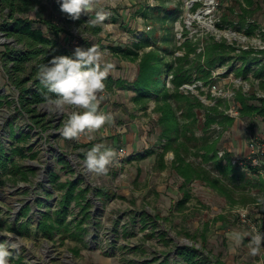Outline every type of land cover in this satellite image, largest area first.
<instances>
[{"label": "rangeland", "instance_id": "1", "mask_svg": "<svg viewBox=\"0 0 264 264\" xmlns=\"http://www.w3.org/2000/svg\"><path fill=\"white\" fill-rule=\"evenodd\" d=\"M236 1L243 0H171L167 7L174 13V22L167 24L172 36L169 46L174 51L172 57L183 54L177 47L184 43H189L194 50L187 58L191 65L185 68L189 69L190 83L177 90L185 100L168 102L171 116L179 128H187L189 140L181 134L176 137L173 149H167L168 139L163 136L167 126L162 120L164 106L162 113L155 112L152 100L137 104L132 101V89L117 86L110 93L104 92L99 104L101 112L113 115L114 123L78 140L54 138L62 151L35 139L24 148L25 158H13L27 176L25 180L15 176L0 178V243L11 246L9 264H187L181 251L189 249L202 257L204 264H261L264 261V254L249 255L251 235L264 233V218L257 211V203L250 202L264 196L257 186L258 177L264 180V172L259 175L245 172L246 179L254 186L239 180L228 183L212 164L204 162L206 154L202 148L207 140L216 142L217 156L221 158L228 153L230 161H241L235 167L244 170L243 164L253 156L248 154L246 143L250 138H264V118H241L239 105L233 100L235 92L257 97L258 79L253 71L258 64L252 62L249 72L236 75L242 65L237 57L240 49L264 48L252 40L259 37L264 41V0H253L258 8L243 20L237 17L242 12ZM54 3L57 0H43L38 10L29 15L36 25L52 24ZM147 5H157L156 0H103L105 19L96 24L101 32L91 38L82 37L80 44L100 49L129 46L136 35L142 37L144 31L156 27L145 23L138 14ZM88 16L95 19V13ZM64 18L60 27L66 33L72 25L85 31V24ZM252 22L257 28L247 35V25ZM222 39L235 51L225 58L223 66L209 70L208 79L198 80L197 70H207L202 54L205 45ZM200 54L201 57H196ZM250 57L264 61V54L254 53ZM105 59L115 65L109 74L114 81L126 82L125 85L133 81L137 62L115 56ZM2 78L0 63V90L3 89L0 144L8 154L11 146L6 142V131L13 138L14 132L27 120L13 106L11 90L5 88ZM166 85L171 87L168 79ZM170 89V93L174 92ZM197 102L203 107L218 103V111L232 118V123L222 120L223 125L214 122L206 126L207 112L198 108ZM113 126H121L124 131L118 133ZM191 133L199 140H193ZM97 143L124 149L127 155L117 166H110L106 175L92 174L89 185L83 181L87 174L82 169V161L87 150ZM69 155L74 156L71 160L76 161L75 165L67 160ZM260 157L264 160V155ZM250 167L258 169L259 166ZM53 175L58 177L52 180ZM200 175L221 180L229 190L224 195L213 190L204 179H199ZM70 183H74V190L67 198ZM243 210L247 216L245 222L239 216ZM57 215H60L59 221ZM46 227L50 229L48 234ZM234 232L241 233L239 242L230 238Z\"/></svg>", "mask_w": 264, "mask_h": 264}, {"label": "trees", "instance_id": "2", "mask_svg": "<svg viewBox=\"0 0 264 264\" xmlns=\"http://www.w3.org/2000/svg\"><path fill=\"white\" fill-rule=\"evenodd\" d=\"M42 1L43 0H1V6L9 10L10 19L4 20L0 24V29L7 37H11L17 44L21 45V48L16 49L5 46L4 50L0 52V63L6 72L9 84L17 91L20 112L28 114L34 121L36 115L34 114L33 106L44 103L43 95L47 92V89L40 84L36 77L38 66L47 63L48 60L54 56H71L73 54L72 51L60 45L56 39V36L61 31H65L63 27H56L51 23L36 25L37 22L28 17H13L14 14L22 15L36 11ZM235 3H237L240 12H242V14L237 16L240 20H243L246 15H253L254 11L258 8L257 2L253 0L236 1ZM156 4L157 5L154 6L147 5L140 8L138 11L139 16L145 23L149 22L156 27L151 28L148 32L144 31L142 37H137L138 35H136V40L129 46L107 47L110 49L112 55L118 59L137 62V73L129 85H125L127 83H123V81H114L109 75L105 81V92L110 93L117 86L121 88L127 87L133 91V102L143 104L152 100L155 104L153 110L159 113L163 112L164 106L166 110H164L165 115L162 120L167 123V126L165 127L163 136L168 139L167 149H173L176 143V137L182 134L185 139L189 140V138L186 133L187 128H185V130L179 128L177 121L171 116L169 111V106L171 105L168 102L171 100L172 103H177L180 99L185 100V98L177 94V90L178 87L190 83L191 77L189 75V69L185 68L191 65V62L188 61L187 58L194 50L190 49L189 43H184L177 47V49L183 50V54L179 57H172L174 51L169 48L172 36L168 33L169 28L167 26V24H172L174 22V13L167 8L168 5L171 4V0H156ZM242 4H244V6ZM52 8L60 11L58 3L52 4ZM230 12L233 13V10ZM90 20L92 19H89L88 15L81 16L79 20H76V23L85 24V31L94 36L98 35L101 32V27L99 25H91L89 23ZM71 21L72 20L68 22ZM42 26H45V31L42 30ZM247 26V35L252 34L257 28L254 22L248 23ZM234 51L235 48L232 45H225L224 39L220 42L211 41L209 44L205 45L202 54L205 56L207 70L206 72L201 71V69L197 70V79H208L210 77L209 70L213 69L215 66H223L225 58ZM239 52L240 55H238L237 58L241 61L242 65L240 69L236 71V75H245L249 72L252 62L258 64L257 69L253 71V76L258 79L259 90L264 91V61L259 62V59L256 57H250V55L254 53L264 54V50L260 49L256 51L255 49L248 48L240 49ZM196 57H201V54L196 55ZM9 62H12L10 68L7 67ZM199 67H201V65ZM167 79L171 87L166 85ZM170 88H172L174 92L170 93ZM233 100L239 105L238 112L241 118L244 119L251 116L264 118V98H257L255 96L246 97L240 92H235L233 94ZM251 100L255 101V103H250ZM187 103L189 108H193L191 103ZM144 106L145 105H143V107ZM196 106L206 110V126L214 122L223 125L222 120L228 124L232 123V118L218 111V103L215 106L203 107L197 102ZM189 136L193 140H199L195 137L194 133H191V135L189 134ZM27 138L28 136L23 133L14 132L13 138L10 137L11 147L8 149V154L7 149L0 144V168H2L0 171V178L15 176L22 180L26 179V171L21 170L13 158L17 157L23 159L26 157L23 147H19L18 144L25 142ZM260 138L264 139L262 137ZM202 144V148L205 150L206 154L204 156V162L212 164V168L221 175L223 180H227L228 183L235 184V182L239 180L254 186L250 179H246L245 172H253L257 175H259L258 173L264 172V160H261L262 157L259 158L258 169L252 168L245 163L246 169L241 170L235 167L237 165H231L228 153L225 152L221 158L217 156L218 148L216 147V142L207 140ZM207 155L209 157H206ZM58 160L61 162L62 159L59 157ZM184 176L189 178L187 175ZM55 177H57V175H53L50 178L54 180ZM199 179H204L210 188L223 195L229 190L219 179H211L209 176L202 177L201 175ZM258 179L257 186L264 192V180L259 177ZM68 189L67 198L73 195L74 183H70ZM67 198L65 201H67ZM250 202L257 203L255 199H251ZM257 206L258 213L264 218V206L258 203ZM56 218V220L59 221L60 215H57ZM48 230H50L49 227H46V234H48ZM195 254L196 252L190 249L188 251H181V255L184 256L182 258L184 261L186 259L185 262L187 264H204V259L202 257H197V255L195 256Z\"/></svg>", "mask_w": 264, "mask_h": 264}, {"label": "clouds", "instance_id": "3", "mask_svg": "<svg viewBox=\"0 0 264 264\" xmlns=\"http://www.w3.org/2000/svg\"><path fill=\"white\" fill-rule=\"evenodd\" d=\"M57 3L60 11L73 21L90 13H95V19L89 21L93 26L105 19L101 7L103 0H57ZM80 28L77 30L80 31ZM252 40L255 45L264 47V41L259 37ZM114 68L115 65L105 59L104 51L95 45L87 48L78 46L71 56H54L38 66L36 77L47 89L43 95L44 107L50 113L66 116L60 129L65 139L78 140L82 135L90 136L106 124L114 123L111 113L99 110L106 89L105 81ZM117 155L116 149L97 143L87 150L82 165L87 173L106 175L109 167L116 162ZM257 203L264 206V196L259 197ZM230 238L239 242L242 235L234 232ZM10 247L0 243V264H9ZM262 254L264 233L255 232L249 241V255L257 257Z\"/></svg>", "mask_w": 264, "mask_h": 264}, {"label": "built area", "instance_id": "4", "mask_svg": "<svg viewBox=\"0 0 264 264\" xmlns=\"http://www.w3.org/2000/svg\"><path fill=\"white\" fill-rule=\"evenodd\" d=\"M42 2H41V4H42ZM31 13L34 14V11L27 13V14H22V15L14 14L13 17L14 18L15 17H18V18L28 17L29 19H31L32 17L29 16ZM51 13H52V18H53V20L51 22L56 27L62 26L61 19L64 17L65 18L68 17L66 14L62 13L61 11L54 10V9ZM9 19H10L9 10H8V8H4L1 6V0H0V24L4 20H9ZM56 20H60V22L58 23ZM62 21H63V19H62ZM59 24H61V25H59ZM77 27H79V26H77ZM77 29L78 28H76L75 26L72 25V26H70L69 30L66 29L69 31V33H66L65 31H61L56 36V39L60 43V45L69 49L70 51H72V53L74 52V49L78 46L83 47V48H87L83 44H80V39L82 37L83 38H89V37L91 38L93 36V35L91 36V34L85 32V31H82V30L78 31ZM262 32H264V31H262ZM5 46L13 47L16 49L21 48V45L17 44L11 37H7L5 35V33L0 29V47L2 48V51L4 50ZM70 47H73V49H71ZM244 49H248V48H244ZM260 49H264V48H260ZM101 50L104 51L105 57L106 56H113L110 49H108L107 47H103ZM255 50H257V49H255ZM11 66H12V62H9L7 64V67L10 68ZM2 74H3L2 79H4V81L6 82L5 88L8 87V89L11 90L12 99L14 101V102H12L14 104L13 106H16L18 113H21L20 109L18 107L17 91L11 84H9L6 72H5L3 67H2ZM0 82H1V80H0ZM257 85H258V80H257ZM2 91H3V89L0 90V94H2ZM256 96L258 98H264V91L257 89L256 90ZM33 109H34V114L36 115L35 121L33 118H30L28 114L21 113V115H23L26 118L27 122H26V124L23 125V127H20L15 132L16 133H23L24 135H27L28 138L26 139L25 142L19 143L18 144L19 147H23V150H24V148H28L32 144V142L36 139L37 142H39V143H43L45 145H51V147H56V149L58 151H62L54 143V138H56V139L62 138V135L60 134V129L63 126V121L66 119V116L61 115L59 113H55V114L50 113L44 107V103L34 105ZM99 110L101 111L102 107H99ZM113 128L118 133L124 131V128L121 126H113ZM6 132L8 133V131H6ZM7 133L5 135L6 142H8V146H11L10 136H9V133L8 134ZM246 149L248 150V154L251 153L253 155L252 157H250L247 160V165H249V166L250 165H252V166L259 165L260 155L261 156L264 155V140L256 139V138H250L248 140V142L246 143ZM117 153H118V155L116 158V162L113 165H111V167L117 166L118 164H120L119 162H121L122 160H125V158H126L127 154H126V151L124 149H118ZM219 155H221V153H219ZM67 156L68 155H66V157ZM73 158H74L73 155H69V158H67V160L70 161L73 165H75L76 161L73 162L71 160ZM56 162H57V166H58L59 165L58 161H56ZM231 163L233 165H236V164L239 165V164H241V161L232 160ZM243 165L245 166V164H243ZM82 169H83L85 175L87 174V176L83 177V181L86 184L91 185V183L89 181H90V176L92 174L87 173L85 171V169L83 168V165H82ZM70 177H73V175L72 176L70 175ZM70 180H72V179L70 178ZM79 185H81V184H79ZM239 216H240L241 221L245 222V220H247L246 212H244V210L242 213H240Z\"/></svg>", "mask_w": 264, "mask_h": 264}, {"label": "crops", "instance_id": "5", "mask_svg": "<svg viewBox=\"0 0 264 264\" xmlns=\"http://www.w3.org/2000/svg\"><path fill=\"white\" fill-rule=\"evenodd\" d=\"M41 5V4H40ZM42 30L45 31V28L42 26ZM106 58V57H105Z\"/></svg>", "mask_w": 264, "mask_h": 264}]
</instances>
